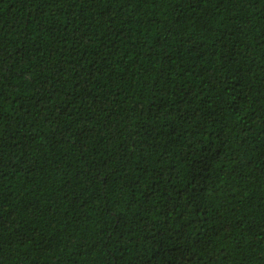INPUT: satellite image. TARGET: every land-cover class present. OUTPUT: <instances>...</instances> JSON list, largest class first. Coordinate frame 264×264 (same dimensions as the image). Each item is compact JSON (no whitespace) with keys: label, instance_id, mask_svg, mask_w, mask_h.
I'll return each instance as SVG.
<instances>
[{"label":"trees","instance_id":"1","mask_svg":"<svg viewBox=\"0 0 264 264\" xmlns=\"http://www.w3.org/2000/svg\"><path fill=\"white\" fill-rule=\"evenodd\" d=\"M0 264H264V0H0Z\"/></svg>","mask_w":264,"mask_h":264}]
</instances>
